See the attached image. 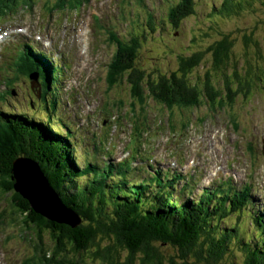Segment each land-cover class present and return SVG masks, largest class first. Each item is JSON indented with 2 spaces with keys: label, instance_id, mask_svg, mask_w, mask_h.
<instances>
[{
  "label": "trees",
  "instance_id": "trees-1",
  "mask_svg": "<svg viewBox=\"0 0 264 264\" xmlns=\"http://www.w3.org/2000/svg\"><path fill=\"white\" fill-rule=\"evenodd\" d=\"M83 1L57 0L53 6L73 8ZM167 1L158 23L162 30L167 26L178 29L197 12L195 0ZM254 1L220 0L207 15L237 16L253 10ZM19 4L30 8L32 0H0V15L15 11ZM153 15L148 13V32L132 27L126 40L114 36L117 48L106 73L108 87L124 84L132 110L152 99L171 117L174 107H230L238 96L248 103L253 91L264 90V48L252 32L240 35L243 57L237 61L232 55L235 37L219 30V36L204 49L179 51L176 69L146 71L137 57L143 40L156 30L151 26ZM207 54L210 67L192 81L190 75ZM14 67V77L6 83L5 92L0 91L1 103L11 94L13 79L37 71V84L33 86L28 79L24 95L35 109L41 104L43 114L0 105V196L6 201L0 217L12 226L17 222L30 248L21 264H264V216L252 210L249 229L237 224L247 204L253 202L249 188L217 185L194 194L193 175L179 188L175 175L163 176L160 171L139 178L128 158L99 165L83 156L84 165L78 167V155L69 141L72 132L55 114L57 69L53 72L52 66L30 54L19 55ZM131 129L139 137L133 122ZM20 159L35 164L65 214L77 219L75 224L32 206L17 188L15 162ZM233 213L235 223L229 226L226 219Z\"/></svg>",
  "mask_w": 264,
  "mask_h": 264
},
{
  "label": "rangeland",
  "instance_id": "rangeland-1",
  "mask_svg": "<svg viewBox=\"0 0 264 264\" xmlns=\"http://www.w3.org/2000/svg\"><path fill=\"white\" fill-rule=\"evenodd\" d=\"M55 1L57 0H32L30 8L19 4L15 11L0 15V34L24 28L19 34L3 36L4 41L0 44V62L7 58V52L13 54L15 49L25 42L31 43L36 49L44 48L46 51L43 52L54 64L58 57L53 56L59 54V62L68 69L64 68L66 75H59L60 80L65 79L57 86L59 106L55 114L63 115V119L70 121H65V124L72 128L74 126L77 130L73 144L78 155V167L84 165L82 155L91 156L99 152V142L102 143L103 157L108 156V153L113 154L112 147L114 148V157L104 159L113 163L127 154V147L135 159L155 157L146 163L152 170L160 168L163 176L164 173L168 177L175 175L178 188L189 174L193 173L194 194L207 187L217 186L220 180L231 175V187L239 189L250 185L246 188H249L253 201L247 204L246 213L243 212L244 215L238 217L237 224L243 229H249V213L252 210L257 209L264 216V205L259 204L260 201L264 204V90L258 93L253 91L255 94L249 104L238 96L230 107H174L170 109L172 126L169 130L166 108L149 99L144 107L136 106V109L132 110V107L127 105V87L121 84L109 89L106 78L108 65L117 48L116 40L114 36L110 37L109 31L123 40L127 39L132 27L148 32L149 12L154 13L155 19L151 26L156 30L150 31V36L143 40L137 57L138 65L146 71L163 73L176 69V55L179 51L189 53L194 47L204 49L211 40L219 36V30L230 33L236 39L232 52L233 61L243 57L239 39L242 33L252 32L264 48V4L261 0L254 1L253 10L218 19L207 14L210 6L220 0H195V16L185 19L178 29L167 26L163 30L158 23L159 19L164 17V10L169 3L167 0H143V6L139 4V0H87L80 8L73 10L57 9L53 6ZM62 43L65 44L64 48ZM209 63L210 56L207 54L202 64L190 75V79L196 80L200 73L210 67ZM4 72L6 73V70ZM13 81L14 84L9 87L14 93L11 92L4 103H1L4 96L0 94V105H12L11 107L14 106L17 110L42 116L41 104L35 109L34 103L29 105V98L25 99L24 91L28 79L18 77ZM5 85V82L0 80V91L5 92ZM87 102L89 104L86 106ZM230 117L235 121V125L231 123ZM54 122L59 123L58 120ZM132 122L137 126V130H142L139 137L131 136ZM94 125L97 130H88L93 129ZM105 141L109 144L112 142L114 146L105 145ZM161 160L164 163L159 164L158 161ZM24 161L26 160H18L15 166L21 180L18 186L23 194L32 199L37 209L75 224L77 219L69 213L66 215L64 210L61 209L63 214L57 215L46 209H50L49 203L56 207L55 211L60 209L55 199L44 195L50 194L49 189L45 190L44 194L35 196V191L25 186L22 173H25L27 165ZM176 162L182 165H177ZM217 167L221 170L216 174ZM139 170L143 171V168L139 167ZM136 175L142 178L145 173ZM206 178L210 184L199 185ZM229 184L227 181L223 182L225 186ZM2 196L0 211L6 206ZM16 215L18 219H22L19 213ZM235 218L236 214L233 213L230 219H226L229 226L235 223ZM15 223L17 222L13 223L14 226L9 225L0 217V264H21V259L30 252L20 234L19 225Z\"/></svg>",
  "mask_w": 264,
  "mask_h": 264
},
{
  "label": "bare ground",
  "instance_id": "bare-ground-1",
  "mask_svg": "<svg viewBox=\"0 0 264 264\" xmlns=\"http://www.w3.org/2000/svg\"><path fill=\"white\" fill-rule=\"evenodd\" d=\"M63 18V17H62ZM61 19V18H60ZM34 23V22H33ZM70 31V30H69ZM46 32V31H45ZM20 35H22V34H20ZM62 64V63H61ZM35 82L37 81L38 82V76H37V78H35V80H34ZM6 86V85H5ZM57 88V87H56ZM7 105V104H6ZM25 163H26V165L27 166H25V173H22V182L25 184V186L29 189V190H32V191H35L34 192V194H35V196H36V194H38V195H41V194H44L45 193V190L47 191V186L45 185V182H44V180L42 179V177H41V175L38 173V171H37V169L35 168V166L33 165V164H30V162L28 161V160H26V161H24ZM17 165V160H16V162H15V166ZM15 173H16V171H15ZM16 178H17V188L18 189H20V187L18 186V182L19 181H21L20 180V177H19V175H17V173H16ZM34 180L36 181V182H34ZM40 185V186H39ZM21 190V189H20ZM22 191V190H21ZM23 192V191H22ZM24 193V192H23ZM50 194H47V193H45L44 195H46L48 198H49V196H50V198H53V199H55L54 198V196H53V194L51 193V192H49ZM44 201H46V202H48L47 200H44ZM45 202V203H46ZM44 203V204H45ZM49 203V202H48ZM51 206H49L50 207V209H48L47 207H46V209L47 210H51L50 212H54V213H56L57 215H61V214H63V209L62 208H60V209H58L57 211H55V209H56V207L53 205V204H51V203H49ZM62 209V210H61ZM41 211V210H40ZM43 212V211H42ZM44 213V212H43ZM64 213H65V211H64ZM44 214H46V215H48V216H51V215H49V214H47V213H44ZM51 217H53V218H58V217H56V216H51ZM69 221V220H68Z\"/></svg>",
  "mask_w": 264,
  "mask_h": 264
},
{
  "label": "water",
  "instance_id": "water-1",
  "mask_svg": "<svg viewBox=\"0 0 264 264\" xmlns=\"http://www.w3.org/2000/svg\"><path fill=\"white\" fill-rule=\"evenodd\" d=\"M34 77V76H33ZM35 78V77H34ZM27 196L28 198H30L28 195H25ZM31 202H32V199L30 198ZM32 206L37 210V211H40L39 209L36 208V205H34V203L32 202ZM41 213H43L42 211H40ZM44 214V213H43ZM65 220V219H64ZM62 220V221H64ZM70 221V220H69Z\"/></svg>",
  "mask_w": 264,
  "mask_h": 264
}]
</instances>
